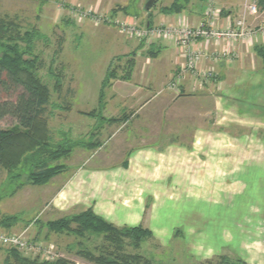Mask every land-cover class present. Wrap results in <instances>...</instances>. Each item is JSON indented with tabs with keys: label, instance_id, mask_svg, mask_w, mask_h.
I'll list each match as a JSON object with an SVG mask.
<instances>
[{
	"label": "rangeland",
	"instance_id": "1",
	"mask_svg": "<svg viewBox=\"0 0 264 264\" xmlns=\"http://www.w3.org/2000/svg\"><path fill=\"white\" fill-rule=\"evenodd\" d=\"M167 1L156 0L151 14ZM146 2L0 0L1 19L16 24L22 33H34L33 55L41 62L38 75L50 90L45 119L51 143L93 142L91 148L78 146L60 159L58 163L67 166L60 175L66 179L78 167L116 168L141 148L156 152L171 148L168 164L157 167L158 179L162 177L157 182L158 199L135 194L144 199L140 224L152 235L138 249L127 245L126 252L140 254L152 264H222V256L232 264H264L263 100L257 106L256 100L235 105L229 101L228 81L209 80L213 84L206 90L186 91L181 89L182 78L173 76L158 84L138 85L135 79L136 88L106 87L99 96L106 72L115 70L120 77L132 60L131 80L138 56L151 46V39L121 30V23L147 26ZM192 69L189 75L195 82L217 77L211 72L208 78L198 77ZM106 118L120 119L108 123ZM15 125L10 117L0 122L5 129ZM6 179L7 171L0 167L2 194L7 192ZM26 180L23 175L21 181ZM51 180L43 187L25 183L13 196L0 200V220L18 218L10 226L0 224V234L20 235L25 245L15 249L25 257L95 264L87 254L105 252L104 234L87 232L80 237L46 226L85 210L54 205L53 183L59 180ZM189 228L195 231L189 233ZM199 239L205 249L212 248L210 257L193 255ZM10 248L0 242V264L9 258Z\"/></svg>",
	"mask_w": 264,
	"mask_h": 264
},
{
	"label": "crops",
	"instance_id": "2",
	"mask_svg": "<svg viewBox=\"0 0 264 264\" xmlns=\"http://www.w3.org/2000/svg\"><path fill=\"white\" fill-rule=\"evenodd\" d=\"M169 1L164 6L169 5L173 0ZM217 1L222 13L215 23L216 29H224L231 20L244 17L246 30L254 32V36L248 40L240 37L223 38L220 42L200 38L195 40L185 54L170 40L161 38L153 40L152 54H147L146 50L144 55L138 56L139 61L136 62L131 80H115L109 87L126 90L137 87V84L133 82L135 79L139 81H137L138 85L158 84L163 77L173 76L175 80L182 78L180 79L181 89L196 91L202 88L206 90L216 82L221 84L228 81L231 103L244 105L245 101L256 100L253 106L258 103L262 105L264 63L257 54L256 47L264 46V31L262 32L264 9L259 10L257 15H249L245 5L251 0ZM205 4L206 1L190 0L180 13L163 14L159 11L152 13V26H171L181 20L198 26L204 22ZM192 52L197 55L192 73L198 77L204 74L208 78L207 73L211 72L212 76L214 74L217 76L216 78L204 79V81H198L199 78H196V82L192 79L188 68ZM253 78H256L258 82H253ZM170 149L165 148L164 151L156 152L152 147L141 148L129 155L126 166L122 164L111 169L78 167L66 179L59 174L51 180H59V184H57L58 181L53 183L55 188L52 192L53 203L58 205L59 202L60 209L92 208L94 213L118 227L138 225L142 222L145 206L144 199L136 198V195L144 197L148 193L153 197V201L158 199L157 182H160L162 177L158 179L157 167L159 163L162 166L168 164ZM166 180H168L167 177ZM161 192L166 195V191Z\"/></svg>",
	"mask_w": 264,
	"mask_h": 264
},
{
	"label": "trees",
	"instance_id": "3",
	"mask_svg": "<svg viewBox=\"0 0 264 264\" xmlns=\"http://www.w3.org/2000/svg\"><path fill=\"white\" fill-rule=\"evenodd\" d=\"M190 0H173L167 6H161L159 12L175 14L182 12ZM205 2L206 0H198ZM144 10L147 15V26H152V7ZM259 10L264 9V0H257ZM128 14L127 8H121ZM222 13V11H221ZM34 33L21 32L11 21L0 18V122L6 117L13 118L16 125L10 128L0 126V167L7 171L6 191L1 192L0 200L5 196H13L25 183L43 185L51 178L66 169V165L58 163L68 157L74 148L81 146L89 149L93 142H60L51 143V136L46 123V111L50 101V90L38 75L41 62L33 55ZM152 46V45H151ZM147 54H152V47ZM257 54L264 63V46L256 47ZM134 54V53H133ZM135 55V54H134ZM133 61H128L129 70L124 75L106 72L100 89V97L106 87L116 79L129 80ZM120 118H106L109 122H117ZM102 120H105L102 119ZM127 165V161L124 162ZM25 175L26 181H21ZM8 189V190H7ZM16 216H4L0 224L10 226L17 221ZM75 224V227L72 225ZM49 229L58 232L104 234L105 252L98 256L87 254L95 264H152L140 254L126 252V246L138 249L141 243L152 235L148 228L141 224L118 227L87 208L80 213L61 217L46 223ZM128 243V244H126ZM9 258L4 264H73L64 258L44 261L38 258L25 257L15 248L9 249ZM86 257V258H87ZM222 264H232L229 258L222 256ZM220 261V262H221Z\"/></svg>",
	"mask_w": 264,
	"mask_h": 264
},
{
	"label": "built area",
	"instance_id": "4",
	"mask_svg": "<svg viewBox=\"0 0 264 264\" xmlns=\"http://www.w3.org/2000/svg\"><path fill=\"white\" fill-rule=\"evenodd\" d=\"M246 9L249 15H257L259 8L257 0L246 3ZM221 9L218 7L217 0H206L204 7V22L198 26H193L184 20L179 21L175 25L171 26H151L148 28L140 27L134 23H121V30L127 32L130 35H135L141 40L151 39H165L172 41L182 53L185 54L190 46L197 39L213 40L220 42L223 38H243L250 39L254 36V32L246 30L245 18L237 17L231 20L228 26L224 29H216L215 23L219 19ZM264 28L262 29V32ZM197 55L192 52L189 57L188 68H194ZM0 242L11 247L21 249L25 245L20 235H6L0 234Z\"/></svg>",
	"mask_w": 264,
	"mask_h": 264
},
{
	"label": "clouds",
	"instance_id": "5",
	"mask_svg": "<svg viewBox=\"0 0 264 264\" xmlns=\"http://www.w3.org/2000/svg\"><path fill=\"white\" fill-rule=\"evenodd\" d=\"M189 233H192L195 231L194 228H189L188 229ZM193 255L200 257L203 255V257L208 258L212 254V248L208 247L205 249L204 241L203 239H199L196 241L195 246L192 249Z\"/></svg>",
	"mask_w": 264,
	"mask_h": 264
},
{
	"label": "water",
	"instance_id": "6",
	"mask_svg": "<svg viewBox=\"0 0 264 264\" xmlns=\"http://www.w3.org/2000/svg\"><path fill=\"white\" fill-rule=\"evenodd\" d=\"M156 0H147V2L144 5V10H149L150 7L155 3Z\"/></svg>",
	"mask_w": 264,
	"mask_h": 264
}]
</instances>
